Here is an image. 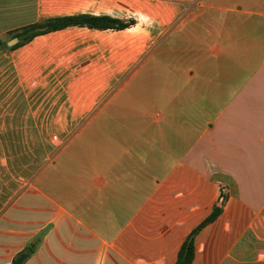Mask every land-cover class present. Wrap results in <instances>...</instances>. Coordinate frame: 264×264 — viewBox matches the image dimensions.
Instances as JSON below:
<instances>
[{"label":"crops","instance_id":"1","mask_svg":"<svg viewBox=\"0 0 264 264\" xmlns=\"http://www.w3.org/2000/svg\"><path fill=\"white\" fill-rule=\"evenodd\" d=\"M81 14L133 23L14 35ZM0 38V264H175L221 201L192 264H264V0H0ZM16 117L69 133L19 188Z\"/></svg>","mask_w":264,"mask_h":264},{"label":"trees","instance_id":"2","mask_svg":"<svg viewBox=\"0 0 264 264\" xmlns=\"http://www.w3.org/2000/svg\"><path fill=\"white\" fill-rule=\"evenodd\" d=\"M132 23V20L125 22L109 16H96L89 14L68 15L50 18L41 23H34L28 25L20 30L15 31L14 35L18 36L20 39H22V41H24L32 38L37 34L49 32L51 30H56L71 25H83L97 28H125ZM3 46L4 42L0 38V49ZM223 205L224 201H221L219 204H216L213 207L211 213L190 232V234L186 237L185 241L183 242L180 248V251L178 253V259L175 264L193 263L196 251V236L205 226L215 221L220 216L223 211ZM35 244V242H32L31 244L26 246L14 257L13 261L10 264H24V262L34 252Z\"/></svg>","mask_w":264,"mask_h":264},{"label":"rangeland","instance_id":"3","mask_svg":"<svg viewBox=\"0 0 264 264\" xmlns=\"http://www.w3.org/2000/svg\"><path fill=\"white\" fill-rule=\"evenodd\" d=\"M9 81L10 79L7 78L6 83L8 84ZM6 118L7 116L2 117V123L5 125L8 123V121L5 120ZM28 119H33V117H16L18 126H26L28 129L33 128V130L11 133V139L16 140L17 143V158L16 161L11 164V171L16 172L18 188L22 182H24L21 181L20 176L35 178V176L53 160L60 146L64 143L69 134L67 132H60V136L57 137L58 133L56 132L38 130L41 126L26 122ZM5 134L8 135V133ZM2 135L4 136V133H2ZM222 192L224 194L228 193L227 190H223V188Z\"/></svg>","mask_w":264,"mask_h":264},{"label":"water","instance_id":"4","mask_svg":"<svg viewBox=\"0 0 264 264\" xmlns=\"http://www.w3.org/2000/svg\"><path fill=\"white\" fill-rule=\"evenodd\" d=\"M18 41H19L18 37H14V38H12V39L8 42V45H9V46H13V45H15Z\"/></svg>","mask_w":264,"mask_h":264},{"label":"built area","instance_id":"5","mask_svg":"<svg viewBox=\"0 0 264 264\" xmlns=\"http://www.w3.org/2000/svg\"><path fill=\"white\" fill-rule=\"evenodd\" d=\"M223 190H226V188L224 187ZM223 192H224V191H223ZM223 192H222V194H221V200L225 199V194H224L225 192H224V193H223Z\"/></svg>","mask_w":264,"mask_h":264}]
</instances>
